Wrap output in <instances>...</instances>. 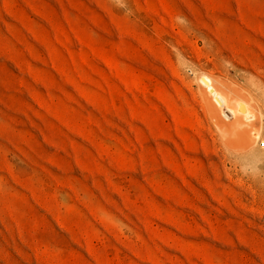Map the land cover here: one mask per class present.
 Returning <instances> with one entry per match:
<instances>
[{"label": "rangeland", "instance_id": "rangeland-1", "mask_svg": "<svg viewBox=\"0 0 264 264\" xmlns=\"http://www.w3.org/2000/svg\"><path fill=\"white\" fill-rule=\"evenodd\" d=\"M263 142L264 0H0V264H264Z\"/></svg>", "mask_w": 264, "mask_h": 264}, {"label": "bare ground", "instance_id": "bare-ground-1", "mask_svg": "<svg viewBox=\"0 0 264 264\" xmlns=\"http://www.w3.org/2000/svg\"><path fill=\"white\" fill-rule=\"evenodd\" d=\"M200 82L203 99L220 128L231 132L244 148L253 146L260 131L253 100L213 75H201Z\"/></svg>", "mask_w": 264, "mask_h": 264}, {"label": "built area", "instance_id": "built-area-1", "mask_svg": "<svg viewBox=\"0 0 264 264\" xmlns=\"http://www.w3.org/2000/svg\"><path fill=\"white\" fill-rule=\"evenodd\" d=\"M262 144H263V146H264V142H263Z\"/></svg>", "mask_w": 264, "mask_h": 264}]
</instances>
